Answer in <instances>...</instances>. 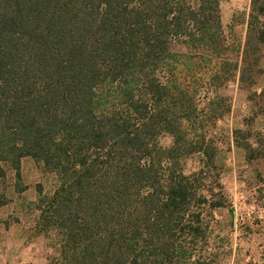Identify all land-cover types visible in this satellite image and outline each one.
<instances>
[{
    "label": "trees",
    "instance_id": "16d2710c",
    "mask_svg": "<svg viewBox=\"0 0 264 264\" xmlns=\"http://www.w3.org/2000/svg\"><path fill=\"white\" fill-rule=\"evenodd\" d=\"M220 1L0 0V176L1 162L19 176L27 156L56 176L35 203L39 229L58 239L49 264H196L179 241L204 240L226 195L196 86L180 79L196 75V53L220 59ZM263 18L264 0H250L238 69L248 89L263 73ZM227 72L219 62L208 78L213 124L229 110L216 92ZM250 99L264 122V87ZM233 133L257 158L264 133L257 146Z\"/></svg>",
    "mask_w": 264,
    "mask_h": 264
},
{
    "label": "rangeland",
    "instance_id": "374dc122",
    "mask_svg": "<svg viewBox=\"0 0 264 264\" xmlns=\"http://www.w3.org/2000/svg\"><path fill=\"white\" fill-rule=\"evenodd\" d=\"M250 0H221L220 59L196 53V75L180 79L182 83L196 86L193 99L196 105V122L204 120L208 136L215 137L217 144L216 165L220 183L226 195V207L213 210L206 220L209 226L204 240L179 241L193 257L196 264H264V148L258 157L245 159V150L234 145V129H242L237 138L241 144L251 142L257 146L256 132L264 133V122L255 115L250 99L253 92L264 87V45L259 47L262 58L256 84L248 89L238 81L240 57L247 31ZM264 21V18H263ZM177 51L185 52L181 44H175ZM199 52V51H196ZM198 54V55H197ZM223 62L227 69L224 84L216 90L229 105L216 123L209 118L211 112L207 103L214 92L209 89L208 78ZM226 80V81H225ZM208 88V89H207ZM205 108V111H201ZM233 117V119H232ZM249 119V124L244 120ZM249 133V134H248ZM162 145L171 142L168 135L160 139ZM198 154L187 156L183 161L185 173L197 170ZM3 174L0 176V264H49L58 255L57 236L53 231L43 232L38 226L39 210L36 200L40 194H52L58 181L56 176L45 171L42 163L31 157H22L19 176L9 162H1ZM214 177V179L216 180ZM214 191L218 188L214 184ZM191 248V249H190ZM195 248V249H193ZM52 261V262H53Z\"/></svg>",
    "mask_w": 264,
    "mask_h": 264
},
{
    "label": "crops",
    "instance_id": "0c3cea01",
    "mask_svg": "<svg viewBox=\"0 0 264 264\" xmlns=\"http://www.w3.org/2000/svg\"><path fill=\"white\" fill-rule=\"evenodd\" d=\"M232 119H233V117H232Z\"/></svg>",
    "mask_w": 264,
    "mask_h": 264
}]
</instances>
